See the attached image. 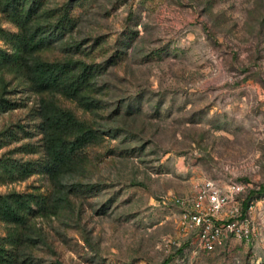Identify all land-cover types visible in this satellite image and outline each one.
Here are the masks:
<instances>
[{
  "label": "rangeland",
  "instance_id": "rangeland-1",
  "mask_svg": "<svg viewBox=\"0 0 264 264\" xmlns=\"http://www.w3.org/2000/svg\"><path fill=\"white\" fill-rule=\"evenodd\" d=\"M72 3L71 39L102 65V108L83 113L103 141L70 180L92 195L37 218L38 264H264V0H45ZM0 27H15L0 13ZM0 45H4L0 41ZM0 154L29 143L42 156L38 95L0 71ZM70 106H75L73 103ZM241 190L252 236L211 252L179 227L177 199L204 180ZM50 191L34 174L0 193ZM251 207L243 210L244 201ZM223 216V214H221ZM6 225L0 221V236Z\"/></svg>",
  "mask_w": 264,
  "mask_h": 264
},
{
  "label": "trees",
  "instance_id": "trees-1",
  "mask_svg": "<svg viewBox=\"0 0 264 264\" xmlns=\"http://www.w3.org/2000/svg\"><path fill=\"white\" fill-rule=\"evenodd\" d=\"M45 0H0V13L14 30L0 27V71L18 74L38 95L42 156L29 143L0 154V183L43 175L48 194L30 191L0 193V264H38L35 252L37 218H49L70 209L75 199L92 195L94 186L70 180L78 171L84 150L103 141L92 121L80 115L97 113L102 97L97 82L102 65L93 46L71 39L76 25L72 3L45 7ZM4 100L0 107L9 108ZM73 103L75 106H70ZM254 191L244 201L250 204Z\"/></svg>",
  "mask_w": 264,
  "mask_h": 264
},
{
  "label": "built area",
  "instance_id": "built-area-1",
  "mask_svg": "<svg viewBox=\"0 0 264 264\" xmlns=\"http://www.w3.org/2000/svg\"><path fill=\"white\" fill-rule=\"evenodd\" d=\"M240 190L235 183L224 189L211 180L202 181L191 198L176 200L183 205L179 218L181 231L185 235L195 233L198 245L206 252L215 250L230 238L248 240L253 233L251 220L237 207H230Z\"/></svg>",
  "mask_w": 264,
  "mask_h": 264
}]
</instances>
